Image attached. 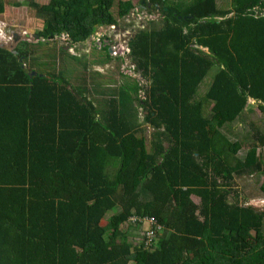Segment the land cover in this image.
Returning a JSON list of instances; mask_svg holds the SVG:
<instances>
[{"label":"trees","instance_id":"1","mask_svg":"<svg viewBox=\"0 0 264 264\" xmlns=\"http://www.w3.org/2000/svg\"><path fill=\"white\" fill-rule=\"evenodd\" d=\"M11 1L43 18L27 42L60 64L32 76V52L0 47V264H264V210L232 185L264 176V135L239 156L224 132L249 100L264 111V0H141L161 24L140 25L133 0H0V17ZM101 26H135L124 54L46 47ZM113 61L119 89L89 70ZM147 216L162 229L140 241Z\"/></svg>","mask_w":264,"mask_h":264},{"label":"rangeland","instance_id":"2","mask_svg":"<svg viewBox=\"0 0 264 264\" xmlns=\"http://www.w3.org/2000/svg\"><path fill=\"white\" fill-rule=\"evenodd\" d=\"M133 1L136 4V8L133 10L129 21L135 19V17L138 15V12H140L143 17L138 16L139 25L143 23L146 24L150 19H155L160 22L158 24H161V13L157 12L156 14H154L148 11V9H142L140 2L141 0ZM217 2L218 7L221 9H228L231 7V0H217ZM10 3L13 6H9L2 14L3 17H0V43L3 42L4 46L6 47L10 46L8 48L17 46L20 49H28V51L31 53V46L27 41H22L21 38L28 39L29 37L26 35V33H29L30 36H34V32L40 30V27L43 26V18L35 17L36 13L34 11L29 12V10H27V7H17L13 4L12 1ZM28 13H31L30 16L27 15ZM11 19L17 20L10 21ZM33 27L37 28L34 29ZM110 28H108V30L106 31L104 26L100 27L98 29L99 31L91 39H89L85 45L83 44L81 47H72L70 45V42L67 41L66 36H62L61 38L56 39V42H53L52 46H65L70 50V53L80 56H86V58H90L92 60L97 56H104L106 54V45L103 47L104 50H95V47H102L103 43H105V40H108V38L110 37V39L112 38L113 42L112 50L116 51L114 48L117 47L118 53L124 54L128 50V37L130 33L135 29V26H128L127 29L120 26H115L113 30H111ZM1 37H4L5 40L3 41ZM15 37H19V39L15 41ZM30 39H33V37H31ZM65 55L70 59L72 58L69 53ZM130 66V59L127 56L126 62L123 67ZM54 68H57V65H55V63H53L52 66H49L47 70L50 71ZM78 68L81 67L78 66ZM92 69L93 71H100L104 73V77L110 83V86H114L115 88L119 89L120 86L125 81H127V78L121 75V69H119L117 61L110 62L107 65L97 63L90 67L89 70ZM215 71L216 67L209 72V74L201 83L198 91L199 96H203L209 89L215 75ZM128 72L133 76L142 78L141 75H137L134 68L131 69L130 67V69H128ZM144 114L145 113L143 112L141 115ZM152 130V128L148 127L149 137L151 136ZM224 132L232 141H239L244 144L242 151L239 153V156H243L246 151L253 145V143H259V135H264V111H262L258 107L257 102L249 100V108L241 115V117L237 121L226 127L224 129ZM149 147L151 148V144L149 145ZM259 152H262V154H264V148H262ZM232 185L235 190H238L240 195L237 198H239L241 202H249L248 205H252L256 208L264 210V176H252L244 179L238 178L233 181ZM232 200H235L234 196L232 197ZM195 201L198 202V198H195ZM113 213L114 211H111L108 217ZM106 223L107 218L105 219L104 224ZM127 227H129L128 224L125 225V228ZM150 228L151 226L149 225L148 221H146V224L144 226H139L138 224H136L134 225L133 229L135 230V233H140V237L137 239L141 241L143 235H145L147 230H149Z\"/></svg>","mask_w":264,"mask_h":264},{"label":"crops","instance_id":"3","mask_svg":"<svg viewBox=\"0 0 264 264\" xmlns=\"http://www.w3.org/2000/svg\"><path fill=\"white\" fill-rule=\"evenodd\" d=\"M217 1V0H216ZM218 3V2H217ZM34 29H36L37 27H33ZM41 28V27H40ZM28 29V28H27ZM97 31H99V30H97ZM34 34H37L36 32H34ZM31 37H33V39H30ZM39 38L40 39H42L43 41H45V38L43 37V36H39L38 34H37V36H29V38L28 39H23V38H21L22 39V41H28L30 44H35V45H39L38 44V42H39ZM1 39L4 41L5 39H4V37H1ZM19 38H16L15 39V41H17ZM52 43H53V41L52 40H50V41H48V43H47V48H49L50 49V52H52V51H54L55 52V60L57 59V54L59 53V47H61V46H52ZM106 43L108 44V43H111V42H107L106 41ZM4 46V43L3 42H1L0 43V47H3ZM82 46V45H81ZM4 47H6V46H4ZM8 47H10V46H7L6 48H8ZM15 47H17V46H14V47H12V48H15ZM12 48H9V49H12ZM19 48V47H18ZM46 48V49H47ZM31 51H32V54L33 55H35L33 58L35 59L34 60V62L35 63H23L22 65H23V67H26L27 69H28V71H30V74L33 76V75H36L38 72L36 71V70H42V71H45V72H49L48 70H47V68L49 67V66H52V64L54 63V59L53 58H51L50 60H49V58H47V57H43L42 58V55L40 54V50H39V47H34V46H31ZM69 53H70V50H69ZM72 54V53H71ZM38 55V56H37ZM73 55H76V54H73ZM49 56V55H48ZM36 57H37V59H36ZM85 57V56H84ZM82 58H83V56H82ZM41 59H43V61H41ZM21 61H23V59H21ZM60 63L59 62H57V64L55 63V65H59ZM40 68V69H39ZM77 69L75 70V74L78 76L79 75V70L80 69H82V68H78V66L76 67ZM73 70H74V68H73ZM51 71V70H50ZM85 71V70H84ZM34 72H36V74H34Z\"/></svg>","mask_w":264,"mask_h":264},{"label":"built area","instance_id":"4","mask_svg":"<svg viewBox=\"0 0 264 264\" xmlns=\"http://www.w3.org/2000/svg\"><path fill=\"white\" fill-rule=\"evenodd\" d=\"M118 52V51H117ZM141 221H148V223L150 224L151 228L149 230H147L146 235L150 238V240H152L157 233V228L161 229V227L159 226L158 221L156 220V218L153 217H145L142 218ZM151 243H148V245H150Z\"/></svg>","mask_w":264,"mask_h":264},{"label":"clouds","instance_id":"5","mask_svg":"<svg viewBox=\"0 0 264 264\" xmlns=\"http://www.w3.org/2000/svg\"><path fill=\"white\" fill-rule=\"evenodd\" d=\"M261 15L264 16V13L261 14ZM101 27H102V26H101ZM110 27H111V28H110ZM110 27L104 26V28H105L106 31L108 30V28H110V29L113 30L115 26H110ZM97 32H98V31H97ZM97 32H96V33H97ZM96 33H95V34H96ZM95 34H94V35H95ZM16 38H18V37H15V39H16ZM106 41H107V42H108V41L111 42V44L113 43V42H112V38L110 39V37H109L108 40H106ZM114 49H115V48H114ZM112 51H113V50H112ZM253 101H255V100H253ZM255 102H256V101H255ZM147 217H150V218H151V216H147ZM155 218H156V217H155ZM156 219H157V218H156ZM157 221H158V220H157ZM158 223H159V222H158ZM145 224H146V221H143L142 226H144ZM149 225H150V224H149ZM159 226H160L161 229H162V226H161L160 223H159ZM161 229L158 228V231L161 230ZM146 233H147V232H146ZM146 233H145V234H146Z\"/></svg>","mask_w":264,"mask_h":264},{"label":"water","instance_id":"6","mask_svg":"<svg viewBox=\"0 0 264 264\" xmlns=\"http://www.w3.org/2000/svg\"><path fill=\"white\" fill-rule=\"evenodd\" d=\"M26 35L29 37L30 34L29 33H26ZM34 36H37V34H34ZM34 74H36V72H34Z\"/></svg>","mask_w":264,"mask_h":264}]
</instances>
